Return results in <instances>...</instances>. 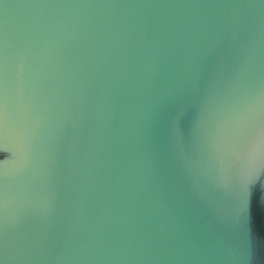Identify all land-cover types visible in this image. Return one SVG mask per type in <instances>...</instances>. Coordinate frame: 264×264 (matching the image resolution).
<instances>
[{
	"label": "water",
	"instance_id": "water-1",
	"mask_svg": "<svg viewBox=\"0 0 264 264\" xmlns=\"http://www.w3.org/2000/svg\"><path fill=\"white\" fill-rule=\"evenodd\" d=\"M0 97V264H264V0H0Z\"/></svg>",
	"mask_w": 264,
	"mask_h": 264
},
{
	"label": "snow or ice",
	"instance_id": "snow-or-ice-1",
	"mask_svg": "<svg viewBox=\"0 0 264 264\" xmlns=\"http://www.w3.org/2000/svg\"><path fill=\"white\" fill-rule=\"evenodd\" d=\"M5 109H6V106L3 103L2 97H0V113H3ZM259 146H260L261 152H264V130H262L261 135H260ZM0 157H2V154H0ZM254 194H255L254 189H252L250 186L249 191L246 193L247 200H250Z\"/></svg>",
	"mask_w": 264,
	"mask_h": 264
}]
</instances>
